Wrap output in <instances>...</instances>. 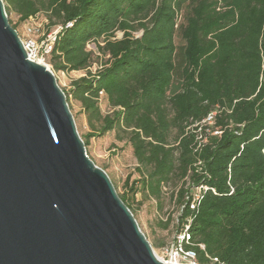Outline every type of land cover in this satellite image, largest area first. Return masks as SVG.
Returning a JSON list of instances; mask_svg holds the SVG:
<instances>
[{
    "label": "trees",
    "instance_id": "16d2710c",
    "mask_svg": "<svg viewBox=\"0 0 264 264\" xmlns=\"http://www.w3.org/2000/svg\"><path fill=\"white\" fill-rule=\"evenodd\" d=\"M4 2L17 30L41 13L44 38L59 29L45 54L55 71L85 72L63 89L86 115V147L112 131L132 147L139 176L118 192L129 208L173 185L178 215L160 224L191 218L199 261L264 264V0ZM91 42L108 56L95 71ZM199 186L209 189L192 209Z\"/></svg>",
    "mask_w": 264,
    "mask_h": 264
},
{
    "label": "water",
    "instance_id": "95a60500",
    "mask_svg": "<svg viewBox=\"0 0 264 264\" xmlns=\"http://www.w3.org/2000/svg\"><path fill=\"white\" fill-rule=\"evenodd\" d=\"M0 264H168L0 0Z\"/></svg>",
    "mask_w": 264,
    "mask_h": 264
},
{
    "label": "rangeland",
    "instance_id": "374dc122",
    "mask_svg": "<svg viewBox=\"0 0 264 264\" xmlns=\"http://www.w3.org/2000/svg\"><path fill=\"white\" fill-rule=\"evenodd\" d=\"M184 10L179 13V22L183 20ZM9 18L14 23L19 21V16L14 12H10ZM47 17L44 13L32 21L33 26L39 30L36 33L30 32L29 27L31 22H23L18 25V31L22 38L32 37L42 47V52L38 56V61L46 63L55 73L59 84L65 91H69L72 87V81L85 74L84 71H55L52 65L48 61H42V53H44L45 46L42 45V37L46 31ZM140 35L141 31L135 32ZM123 32L117 31L116 38H122ZM177 42H182L181 36L177 35ZM93 53L92 70L95 71L108 56H103L100 50L97 49L96 43L91 42L88 46ZM70 107L75 116L78 130L81 135H86L91 131V128L87 122L86 115L84 114L81 103L74 98L70 99ZM102 109L107 110L106 103L103 102ZM88 154L92 156V159L100 167H105V170L114 181L117 191L123 193L126 190L125 181L128 176H131V181L139 176L137 167V159L133 154L132 147L126 144L125 141L117 140L115 132H109L104 136H97L90 139V144L87 147ZM173 185H168L164 188L162 199L159 202L157 198L153 196L143 197L142 193H138L136 200L131 202L132 209L135 217L137 218L139 225L147 238L151 242L155 252L162 256V247L168 243L174 236L176 231V219L171 222L168 228L163 227L160 222H166L170 216L174 218L178 215V209L171 200V191ZM138 200H142L140 203Z\"/></svg>",
    "mask_w": 264,
    "mask_h": 264
},
{
    "label": "built area",
    "instance_id": "2783aa9c",
    "mask_svg": "<svg viewBox=\"0 0 264 264\" xmlns=\"http://www.w3.org/2000/svg\"><path fill=\"white\" fill-rule=\"evenodd\" d=\"M36 18H31V23L29 30L30 32L36 33L38 31V28H35L33 26L32 21H34ZM73 24L72 21H70L66 26H71ZM59 29L50 32L46 35V37H42V45L45 46L44 53H42V61H45V54L49 53L52 49V46L56 40V36ZM45 36V33L44 35ZM24 47L29 55V57L33 60H37L39 54L42 52L41 45L32 37H26L22 38ZM38 61V60H37ZM216 112H211L207 118L204 120L208 124H212L214 121ZM198 139L201 142H204L206 139L201 134L198 136ZM209 188L207 186H199L195 187L193 192V198L191 201V208L197 209L202 201L203 198V192L208 190ZM190 222L191 218H188V221L179 226V228L175 231V234L173 238L166 243L162 247V256H159L163 261H165L168 264H206L198 260V254L197 252L190 247L192 244V233L190 229ZM201 247L205 249V246L201 244ZM207 257L210 259V263L208 264H225L224 262H221L217 257H211L210 255L206 254Z\"/></svg>",
    "mask_w": 264,
    "mask_h": 264
}]
</instances>
